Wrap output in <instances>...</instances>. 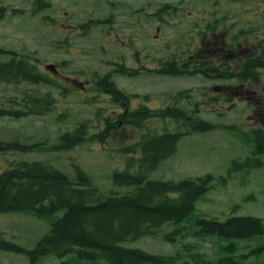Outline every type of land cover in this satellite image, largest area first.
Wrapping results in <instances>:
<instances>
[{"label": "rangeland", "instance_id": "obj_1", "mask_svg": "<svg viewBox=\"0 0 264 264\" xmlns=\"http://www.w3.org/2000/svg\"><path fill=\"white\" fill-rule=\"evenodd\" d=\"M34 1L0 0V7L6 9L0 20V50L28 57L35 62L33 65L39 73L55 81L60 89L43 85H0V107L5 110L10 108L9 99L20 104L23 94L49 93L56 101L54 110L42 117L0 119V142L42 145L35 152L0 154V173L14 163L42 162L76 182L78 168L102 197L123 195L129 190L116 188L111 182L115 172L125 169L128 157L122 149L138 142L141 135L175 132L173 122L148 120L140 130L123 128L112 134L103 149L94 141H86L70 151L56 148L60 146L59 139L63 134L72 132L84 121L94 123L98 110L103 117L124 111L121 104H111L109 97L98 91L95 83L99 78L109 77L125 95L138 94L137 100L132 97L125 106L130 111L141 106L154 112L170 105L172 98L180 92L189 91L193 95L196 89L206 87L198 81H177L166 76L126 79L110 75L114 64L121 61L122 52H125L122 42L139 51L141 60L149 57L145 60L149 68L152 59H165L164 45L170 40L169 28L163 29L159 44L154 43L147 35H153L149 28L154 22L147 15L152 13L151 5H162L168 0H43L49 8L33 16ZM141 3L146 5L144 18L146 16L151 23L146 24L143 35L137 38L134 26L140 23L138 17H143L138 13ZM165 19L162 16L160 20ZM97 20H107L109 25L85 29L83 33L69 29V26L78 28ZM128 35H134V38H126ZM9 58L0 54V62H7ZM48 65H52L62 77L81 83L83 91L45 70ZM144 97L146 99L142 100ZM181 104L186 106L185 101ZM244 107L241 105L240 109L225 116L204 113L201 109L199 119L217 129L182 138L176 152L160 163L148 180L179 182L211 177V189L196 202L193 213L186 220L162 226L155 236L121 244L123 248L151 256L172 257L175 258L174 264H195L198 254L211 263L233 257L241 264H264V233L236 241L198 234L197 222H225L230 217L258 219L264 228V158L259 157L260 167L243 166L244 162L255 158L251 133L259 127L251 119H246L249 113ZM15 109L21 110L20 107ZM102 128L92 129L90 133L97 134ZM62 215L63 212L44 218L29 213L0 215V234L5 240L29 251ZM231 246L234 250H229ZM74 258L71 255L62 259L50 257L39 264H106L101 260L91 262ZM0 264L30 263L24 255L0 252Z\"/></svg>", "mask_w": 264, "mask_h": 264}, {"label": "trees", "instance_id": "obj_2", "mask_svg": "<svg viewBox=\"0 0 264 264\" xmlns=\"http://www.w3.org/2000/svg\"><path fill=\"white\" fill-rule=\"evenodd\" d=\"M33 6V16L49 8L43 0H35ZM5 13L6 9L0 7V20ZM0 54L10 57L9 61L0 62V85H43L60 89L55 81L40 74L33 65L35 62L28 57L3 50H0ZM160 74L172 77L167 65H162ZM97 87L99 92L109 97L111 104H121V109L126 110L124 95L109 77L97 79ZM181 101H185L186 106ZM8 103L11 104L9 110L0 107V119L42 117L51 113L56 105L49 93L23 94L20 104L13 99H9ZM122 104L125 106L122 107ZM194 106L186 99V93H182L174 96L169 106L154 112L139 107L133 113L103 117L98 110L94 123L84 121L72 132L60 137L58 150L70 151L86 141H94L103 149L112 134L123 128L140 130L148 120L173 122L175 132L141 135L138 142L122 149L128 157L125 169L115 172L111 178L114 187L129 190L120 196L102 197L78 168L76 182H72L42 162L11 164L0 173V215L29 213L37 218L59 212H63V215L51 224L47 234L29 251L5 240L0 234V252L24 255L30 264H39L50 257L62 259L68 255L75 257V260H101L106 264H174L175 258L151 256L139 250L123 248L121 244L155 236L162 226L186 220L193 213L196 202L211 189V177L179 182L148 180L160 163L176 152L182 138L217 129L211 123L201 121L199 111ZM16 107L21 110H16ZM100 126L103 128L97 134L90 133ZM251 134L255 158L247 160L243 166L257 168L262 165L259 157L264 158V128L255 129ZM41 147L40 144L25 146L0 142V154L35 152ZM197 226L200 227L198 234L202 236H217L231 241L246 240L264 233L261 221L248 217H230L225 222L199 221ZM229 250H234V247L231 246ZM195 264L241 263L233 257L211 263L198 254Z\"/></svg>", "mask_w": 264, "mask_h": 264}, {"label": "flooded vegetation", "instance_id": "obj_3", "mask_svg": "<svg viewBox=\"0 0 264 264\" xmlns=\"http://www.w3.org/2000/svg\"><path fill=\"white\" fill-rule=\"evenodd\" d=\"M151 6L152 13L147 16L154 22L149 28L153 35H147L159 44L163 29L169 28L170 40L164 45L167 56L163 60L161 57L152 59L149 68L145 65L149 57L141 60L139 51L122 42L125 52L110 75L126 79L162 76V65H167L170 78L206 85L196 89L193 95L189 91L178 93H186L188 101H195L197 111L201 106L204 113L225 116L245 105L249 113L246 119L264 128V0H168V3ZM145 9L146 5L141 3L138 13L143 17H138L140 23L134 26L137 38L143 35L146 24L151 23L146 16L144 18ZM162 16L166 19L160 20ZM100 25L109 23L107 20L88 21L78 28L69 26V29L83 33L85 29ZM128 37L134 38V35ZM62 79L83 91L81 83L67 77ZM122 94L126 105L132 97L138 99V94ZM138 109L130 111L126 107L122 113Z\"/></svg>", "mask_w": 264, "mask_h": 264}, {"label": "water", "instance_id": "obj_4", "mask_svg": "<svg viewBox=\"0 0 264 264\" xmlns=\"http://www.w3.org/2000/svg\"><path fill=\"white\" fill-rule=\"evenodd\" d=\"M45 70L49 71L52 74H55V72H56L55 69H54V67L52 65L46 66L45 67Z\"/></svg>", "mask_w": 264, "mask_h": 264}]
</instances>
